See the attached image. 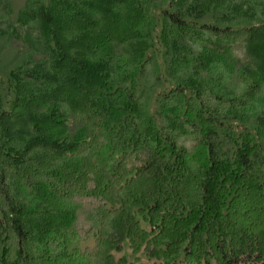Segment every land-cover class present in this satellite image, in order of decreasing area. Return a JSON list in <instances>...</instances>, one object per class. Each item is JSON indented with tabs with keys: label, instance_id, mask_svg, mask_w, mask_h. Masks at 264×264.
Instances as JSON below:
<instances>
[{
	"label": "trees",
	"instance_id": "obj_1",
	"mask_svg": "<svg viewBox=\"0 0 264 264\" xmlns=\"http://www.w3.org/2000/svg\"><path fill=\"white\" fill-rule=\"evenodd\" d=\"M152 1H26L36 45L0 77V264H264V0L160 21ZM156 26L173 81L152 105Z\"/></svg>",
	"mask_w": 264,
	"mask_h": 264
},
{
	"label": "rangeland",
	"instance_id": "obj_2",
	"mask_svg": "<svg viewBox=\"0 0 264 264\" xmlns=\"http://www.w3.org/2000/svg\"><path fill=\"white\" fill-rule=\"evenodd\" d=\"M27 0H0V77H5L11 70L22 67L27 62L28 47L32 43L36 45V39L33 36L31 27L28 25H18L17 22L21 20L20 13L25 10ZM263 1V0H256ZM151 6V14L157 15L160 9H167L175 11L183 2V5H189L191 0H153ZM257 10L261 8V4L257 5ZM205 21L213 22L214 19L207 17ZM29 32L27 33L26 31ZM27 33V34H26ZM160 27L156 26L153 30L155 38L152 39V48L149 52V61L144 66V73L141 78L145 92L148 94V101L154 104L157 94L167 90L173 81L168 70V54L165 50L160 36ZM28 35L24 36V35ZM31 37V43L28 39ZM21 42V46H17ZM239 131V129H238ZM187 141V140H186ZM185 141V142H186ZM189 143V142H187ZM91 245V242L82 241L81 245ZM130 254L127 245H124V250L121 253H115V258L120 259L123 255L126 257ZM145 264H153L152 262H145ZM155 264H160L156 262Z\"/></svg>",
	"mask_w": 264,
	"mask_h": 264
}]
</instances>
